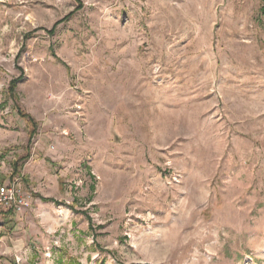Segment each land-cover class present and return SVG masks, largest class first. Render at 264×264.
<instances>
[{"label": "rangeland", "instance_id": "rangeland-1", "mask_svg": "<svg viewBox=\"0 0 264 264\" xmlns=\"http://www.w3.org/2000/svg\"><path fill=\"white\" fill-rule=\"evenodd\" d=\"M11 179L0 264H264V0H0Z\"/></svg>", "mask_w": 264, "mask_h": 264}, {"label": "built area", "instance_id": "built-area-1", "mask_svg": "<svg viewBox=\"0 0 264 264\" xmlns=\"http://www.w3.org/2000/svg\"><path fill=\"white\" fill-rule=\"evenodd\" d=\"M19 182V179H11L7 183H0V214L3 211L22 212L28 206L27 197L22 194Z\"/></svg>", "mask_w": 264, "mask_h": 264}, {"label": "trees", "instance_id": "trees-1", "mask_svg": "<svg viewBox=\"0 0 264 264\" xmlns=\"http://www.w3.org/2000/svg\"><path fill=\"white\" fill-rule=\"evenodd\" d=\"M19 82V80H16V81H12V83H11V85H10V96H11V98H13V97H15V95H14V91H15V86H16V84ZM23 116H25V115H23ZM29 122L31 123V124H33V120L31 119V118H29ZM36 133H35V129L30 133V137H33L34 135H35ZM11 212H13V211H7V213H11Z\"/></svg>", "mask_w": 264, "mask_h": 264}]
</instances>
